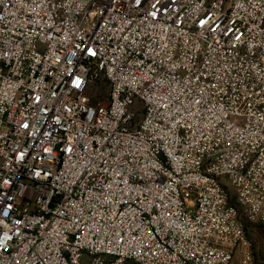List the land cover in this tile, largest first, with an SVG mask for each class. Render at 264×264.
<instances>
[{
	"label": "built area",
	"instance_id": "2783aa9c",
	"mask_svg": "<svg viewBox=\"0 0 264 264\" xmlns=\"http://www.w3.org/2000/svg\"><path fill=\"white\" fill-rule=\"evenodd\" d=\"M230 185L264 223V0H0V264H252Z\"/></svg>",
	"mask_w": 264,
	"mask_h": 264
},
{
	"label": "rangeland",
	"instance_id": "374dc122",
	"mask_svg": "<svg viewBox=\"0 0 264 264\" xmlns=\"http://www.w3.org/2000/svg\"><path fill=\"white\" fill-rule=\"evenodd\" d=\"M109 91L108 84L99 80L91 89L90 96L93 103H99L107 96ZM231 191V202L237 207L239 220L243 224L247 238L253 252L252 264H264V223L258 219L250 217L245 206L240 202L232 185L229 186Z\"/></svg>",
	"mask_w": 264,
	"mask_h": 264
}]
</instances>
